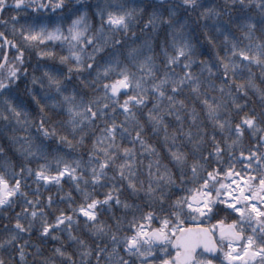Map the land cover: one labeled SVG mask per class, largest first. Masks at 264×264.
I'll return each instance as SVG.
<instances>
[{"label": "snow or ice", "instance_id": "snow-or-ice-1", "mask_svg": "<svg viewBox=\"0 0 264 264\" xmlns=\"http://www.w3.org/2000/svg\"><path fill=\"white\" fill-rule=\"evenodd\" d=\"M0 264H264V0H0Z\"/></svg>", "mask_w": 264, "mask_h": 264}, {"label": "trees", "instance_id": "trees-1", "mask_svg": "<svg viewBox=\"0 0 264 264\" xmlns=\"http://www.w3.org/2000/svg\"><path fill=\"white\" fill-rule=\"evenodd\" d=\"M22 22V21H21ZM31 63L32 64H35L36 63V57H35V54H32V57H31ZM159 146V145H157ZM69 190V187L66 185L65 186V191H68ZM43 191V189H42ZM54 195H56L57 197L60 195L59 193H55V190H54ZM73 195H77L75 192H73ZM57 203H61L58 199H57ZM61 206H63V204L61 203ZM70 214V213H69ZM52 243H55V242H52Z\"/></svg>", "mask_w": 264, "mask_h": 264}]
</instances>
